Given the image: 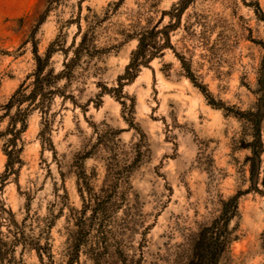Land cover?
Listing matches in <instances>:
<instances>
[{"label":"rangeland","instance_id":"rangeland-1","mask_svg":"<svg viewBox=\"0 0 264 264\" xmlns=\"http://www.w3.org/2000/svg\"><path fill=\"white\" fill-rule=\"evenodd\" d=\"M47 1L0 0V116L33 71L34 51L43 56L57 38L66 49L77 31L70 20L79 0H67L39 23ZM112 3L119 7L105 36L117 44L122 42L118 32L128 29L145 0H85L82 16L87 8L100 14ZM177 3L157 0L141 22L145 25V18L151 17V27L174 25L166 29L173 50L165 49L141 66L134 79L122 80L121 89L118 77L124 75L137 41H124L110 51L98 63L101 71L86 79L81 94L72 87L77 105L55 97L49 125L39 111L30 113L18 142L21 163L5 178V136L0 137L2 217L12 216L21 223L28 216L30 227L50 222L48 241L56 258L68 229L74 227L72 217L86 203L82 174L98 194L109 184L111 173L131 165L124 185L126 202L109 215L105 228L128 253H139L142 245V264L177 262L181 255L177 246L184 244L188 230L209 225L219 201L239 191L247 193L239 198V215L229 225L237 227V239L219 264H264V197L250 188V151L236 149L244 121L224 110L246 112L254 110L257 102V72L264 58V0H194L179 21L172 11ZM176 55L189 63L208 96L192 84ZM62 61L60 51L50 60L56 71ZM103 86L110 92L98 97ZM9 122L0 119V133ZM261 134L264 142V117ZM80 157L85 158L78 161ZM261 160L260 181L264 153ZM36 217L41 226L32 223ZM15 256L14 264H41L35 250L19 247Z\"/></svg>","mask_w":264,"mask_h":264},{"label":"trees","instance_id":"trees-1","mask_svg":"<svg viewBox=\"0 0 264 264\" xmlns=\"http://www.w3.org/2000/svg\"><path fill=\"white\" fill-rule=\"evenodd\" d=\"M66 1L48 0L45 15L39 17V23L50 12L65 5ZM83 1L85 0H79L78 9L71 16L70 22L74 23L77 29L71 44L65 49L57 38L43 56L37 55V50H35L33 71L26 76L8 103L3 106L4 113L0 119L9 118L10 121L8 128L0 133V137L5 136L4 153L7 157V174L4 175V178L14 172L16 163H21L19 159L21 150L18 147V142L21 141V135L27 129V118L30 113L35 110L39 111L45 125H49V110L55 97L69 100L77 105L74 89L71 90L72 87L77 90L78 95L81 94L83 91L81 87L84 86L86 79L101 71L98 63L110 51L118 49L124 41L133 39L137 41L129 64L125 67L124 75L118 77L119 89H121L122 80L134 79L141 66L148 65L165 49L173 50L169 30L166 29L172 28L174 25H168L162 29H157V26L151 27L148 25L151 17L145 18V25L141 24L144 14L152 12L157 0H145V3L139 5V11L134 16L135 20L128 25V29L118 32L122 37V42L117 44H111V38L105 34L109 32V27L112 25L110 18L117 11L119 3L109 4L100 14L87 8V13L82 16L81 4ZM193 1L179 0V3L172 8L173 17H177L179 21L181 15ZM147 2L149 3L147 4ZM255 5L261 14L258 4ZM166 14L170 15V13H162L163 16ZM262 18L264 19L263 15ZM106 23L109 26H106ZM102 35L105 38L103 41H101ZM77 38H79L78 41ZM261 47L264 50V44L261 43ZM58 51L63 53V61L60 69L56 71L50 60L52 55ZM176 56L192 84L206 95L205 87L197 83V78L191 72L189 63L183 57ZM112 90L117 91L116 88ZM109 92L110 90L103 86L98 97ZM254 94L257 98L254 110L240 112L229 107L224 110L244 121L240 136L235 139L236 149L246 148L250 151L251 156L248 159L251 163L250 188L264 197V179L260 181V173L257 185H252L255 159L261 165V155L264 153L261 134L264 117V58L257 72ZM211 104L214 105V103ZM13 108L15 111L10 114ZM84 158L80 157L78 161ZM76 164L81 168L79 162ZM131 168L132 166L128 165L111 173L109 184H105L98 194L90 188V182L85 173L82 174L87 191L86 203L83 209L72 217L74 227L68 229L64 248L58 254V258L52 254V245L48 241L50 222L46 223L44 227H30L32 224L26 225L28 216L18 223L12 216L10 219L2 217L1 211L3 210H0V264L16 263L15 254L19 247L23 251L35 250L41 264H142L144 262L142 245L140 249L138 248L139 253L136 251L128 253L127 248L121 242L114 241L111 232L105 228L109 215L126 202L128 188L124 185L130 175ZM244 193L247 191H239L235 196L220 200L219 208L216 211L217 215L209 225L202 224L195 232L188 230L189 233L184 238V244L177 246L181 255L174 264H219L221 259H225L226 255L230 253L232 242L237 239L235 235L237 227L230 228L229 225L231 219L239 215L238 200ZM88 211L90 214L87 216ZM34 222L41 226L39 218L36 217L32 223ZM3 225L6 229L5 232L1 231ZM81 256L84 257L83 261H81ZM18 262L22 263V260Z\"/></svg>","mask_w":264,"mask_h":264},{"label":"water","instance_id":"water-1","mask_svg":"<svg viewBox=\"0 0 264 264\" xmlns=\"http://www.w3.org/2000/svg\"><path fill=\"white\" fill-rule=\"evenodd\" d=\"M258 175H259V163H258V161H256L255 177H254L255 179H254V182H253L254 186L257 185Z\"/></svg>","mask_w":264,"mask_h":264}]
</instances>
